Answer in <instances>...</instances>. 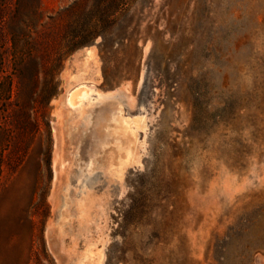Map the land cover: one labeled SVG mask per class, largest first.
Returning <instances> with one entry per match:
<instances>
[{
    "label": "rangeland",
    "instance_id": "rangeland-1",
    "mask_svg": "<svg viewBox=\"0 0 264 264\" xmlns=\"http://www.w3.org/2000/svg\"><path fill=\"white\" fill-rule=\"evenodd\" d=\"M0 165V264H264V0H0Z\"/></svg>",
    "mask_w": 264,
    "mask_h": 264
},
{
    "label": "bare ground",
    "instance_id": "bare-ground-1",
    "mask_svg": "<svg viewBox=\"0 0 264 264\" xmlns=\"http://www.w3.org/2000/svg\"><path fill=\"white\" fill-rule=\"evenodd\" d=\"M84 56L85 59L94 58V50L91 47H87ZM79 71L74 75L77 81L82 76L81 69ZM77 85L73 89H67L61 101L65 104L71 116L80 118L84 101L88 98V92L85 89L86 85L82 82ZM94 99V105L91 108L87 107L91 110V125L85 130H81L78 126L77 128L75 127L73 137L77 134L81 142H83L81 145L84 148L81 149L85 155H88L87 166L92 165L95 155L107 147H110L115 152V164L125 165L133 157L134 128L123 120L121 105L115 95L98 93Z\"/></svg>",
    "mask_w": 264,
    "mask_h": 264
},
{
    "label": "trees",
    "instance_id": "trees-1",
    "mask_svg": "<svg viewBox=\"0 0 264 264\" xmlns=\"http://www.w3.org/2000/svg\"><path fill=\"white\" fill-rule=\"evenodd\" d=\"M1 176H2V167L0 165V180H1Z\"/></svg>",
    "mask_w": 264,
    "mask_h": 264
}]
</instances>
